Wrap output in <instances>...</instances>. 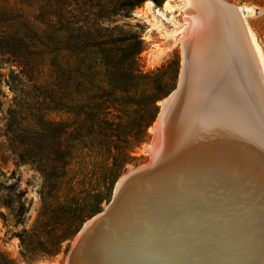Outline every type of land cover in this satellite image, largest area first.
Segmentation results:
<instances>
[{
    "label": "bare ground",
    "instance_id": "bare-ground-1",
    "mask_svg": "<svg viewBox=\"0 0 264 264\" xmlns=\"http://www.w3.org/2000/svg\"><path fill=\"white\" fill-rule=\"evenodd\" d=\"M216 1L182 0L181 87L156 120L153 166L81 229L67 264H264V76L243 14Z\"/></svg>",
    "mask_w": 264,
    "mask_h": 264
},
{
    "label": "rangeland",
    "instance_id": "rangeland-1",
    "mask_svg": "<svg viewBox=\"0 0 264 264\" xmlns=\"http://www.w3.org/2000/svg\"><path fill=\"white\" fill-rule=\"evenodd\" d=\"M223 1L243 14L264 76V0ZM181 4L144 0L128 18L109 17L103 36L114 42L106 56L115 66L87 59L89 80L71 88L76 115L59 109L46 73L14 92L0 64V254L13 264H67L72 242L111 203L117 183L152 159L156 120L180 76ZM90 13L99 16L97 8ZM18 192L25 205L19 224L2 205Z\"/></svg>",
    "mask_w": 264,
    "mask_h": 264
},
{
    "label": "trees",
    "instance_id": "trees-1",
    "mask_svg": "<svg viewBox=\"0 0 264 264\" xmlns=\"http://www.w3.org/2000/svg\"><path fill=\"white\" fill-rule=\"evenodd\" d=\"M109 1L0 0V64L9 68L6 85L14 92L18 88L21 91L34 77L46 73L55 88L47 91L56 94L61 103L59 109L75 114L79 108L73 104L71 88L74 83L89 80L87 72L92 67L87 59L95 56L105 68L115 66L106 56V47L114 42L111 38L104 40L103 34L110 30L103 27L104 23L110 16L128 18L144 0H119L117 8L109 6ZM104 7L110 11L101 15ZM93 8L99 10V16L90 13ZM136 72L134 69L131 76H137ZM79 87L77 83L75 91ZM142 126L147 127L148 123ZM22 198L23 193L18 192L2 204L17 224L24 216ZM0 264L13 263L0 254Z\"/></svg>",
    "mask_w": 264,
    "mask_h": 264
},
{
    "label": "water",
    "instance_id": "water-1",
    "mask_svg": "<svg viewBox=\"0 0 264 264\" xmlns=\"http://www.w3.org/2000/svg\"><path fill=\"white\" fill-rule=\"evenodd\" d=\"M215 3H217V1L216 0H213ZM220 6V5H219ZM180 87H181V84H180V81H179V83H178V85H177V87H176V89L175 90H173V92H171V94L163 101V103L162 104H164V106L162 105V107H161V110H160V113H159V117H160V115H161V113H162V111H164L173 101H174V99L176 98V94L179 92V90H180ZM153 166V160L152 159H150V161L148 162V165H146L145 167H143V168H139V169H136V170H134V171H132L131 173H129V174H127L126 176H124V179H123V181H122V185H120L119 183H118V186L116 187V189H115V191H114V195H113V197H112V201H111V203L104 209V213L102 214V215H98V216H96L95 218H93L91 221H89V223H92V225H90V229L91 228H93L94 227V225H93V223L94 222H96V223H98L99 221H103L104 219H105V217H106V215H107V213H108V210L110 209V207L113 205V203L115 202V199H116V196H117V194L116 193H119V189H120V187L119 186H123L124 185V183L126 182V180L129 178V177H131L132 175L134 176V175H137V174H139V173H142L143 171H145V170H148V169H150L151 167ZM119 188V189H118ZM117 189H118V191H117ZM95 224V223H94Z\"/></svg>",
    "mask_w": 264,
    "mask_h": 264
}]
</instances>
